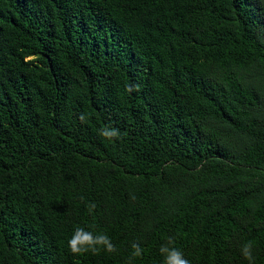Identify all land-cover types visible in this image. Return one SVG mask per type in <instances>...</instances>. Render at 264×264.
<instances>
[{
  "label": "trees",
  "instance_id": "obj_1",
  "mask_svg": "<svg viewBox=\"0 0 264 264\" xmlns=\"http://www.w3.org/2000/svg\"><path fill=\"white\" fill-rule=\"evenodd\" d=\"M168 236L264 264V0H0V264H161Z\"/></svg>",
  "mask_w": 264,
  "mask_h": 264
},
{
  "label": "clouds",
  "instance_id": "obj_2",
  "mask_svg": "<svg viewBox=\"0 0 264 264\" xmlns=\"http://www.w3.org/2000/svg\"><path fill=\"white\" fill-rule=\"evenodd\" d=\"M135 90H139V85H129L127 88L129 93ZM86 118V114L84 113H81L78 117L81 122H84ZM98 134L109 141L119 139L121 136L120 130L111 125H105L99 130ZM131 198L135 199V196H132ZM80 199L83 200L84 198L80 197ZM87 207L89 213H91L96 205L95 203H88ZM165 240L166 242L161 244L158 249L159 254L162 257L161 264H190V261L185 258L183 251L175 246L174 237L168 236ZM67 247L74 256H80L87 253L97 255L101 251L105 253L117 252L116 245L112 242L109 235L104 232L94 235L91 231H87L84 227L80 226L74 227L71 237L67 240ZM253 247L254 242L251 240L240 246V254L249 262V264H255V257L252 252ZM131 248L132 252L128 257V264H132L134 259L142 258L144 254V249L138 241L132 242Z\"/></svg>",
  "mask_w": 264,
  "mask_h": 264
}]
</instances>
